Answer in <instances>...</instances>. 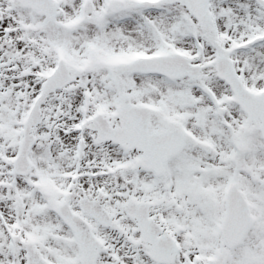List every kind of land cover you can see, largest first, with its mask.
Segmentation results:
<instances>
[{
  "label": "snow or ice",
  "instance_id": "6c2138e0",
  "mask_svg": "<svg viewBox=\"0 0 264 264\" xmlns=\"http://www.w3.org/2000/svg\"><path fill=\"white\" fill-rule=\"evenodd\" d=\"M0 264H264V0H0Z\"/></svg>",
  "mask_w": 264,
  "mask_h": 264
}]
</instances>
